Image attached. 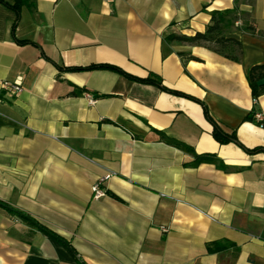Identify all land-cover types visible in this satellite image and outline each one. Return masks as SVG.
Segmentation results:
<instances>
[{
    "label": "crops",
    "instance_id": "1",
    "mask_svg": "<svg viewBox=\"0 0 264 264\" xmlns=\"http://www.w3.org/2000/svg\"><path fill=\"white\" fill-rule=\"evenodd\" d=\"M3 1L19 21L12 34L0 4V84L22 92L0 87V264H264V130L246 120L264 115L246 78L264 64V0ZM232 9L238 62L167 40ZM99 64L197 101L59 70ZM202 105L243 148L215 141Z\"/></svg>",
    "mask_w": 264,
    "mask_h": 264
},
{
    "label": "trees",
    "instance_id": "2",
    "mask_svg": "<svg viewBox=\"0 0 264 264\" xmlns=\"http://www.w3.org/2000/svg\"><path fill=\"white\" fill-rule=\"evenodd\" d=\"M240 0H236V3ZM249 2L252 0H248ZM0 4L4 5L5 7L13 10L16 13V19L12 27V34H14V30L16 29V26L19 21V1L13 3V4H7L3 0H0ZM241 19L240 15H237L236 9L232 10H223V11H214L210 14V21L209 25L207 26L206 30L203 33H196L193 36L187 37V36H168L167 40L169 42H180V43H186L189 45H203L208 47L209 49L213 50L215 53L229 59L235 62L239 61V57L241 55V43L233 38H228L226 35L229 33L231 28L234 26V23ZM242 30L244 32H248L250 34H255V28L251 24H244ZM15 39V38H14ZM15 41L19 44H32L30 42H21L15 39ZM61 71H68V72H83V71H93V70H107L112 71L117 74H120L124 76L125 78L139 82L142 84H149L154 85L162 89L163 91L176 95L185 97L188 99H191L193 101H197L191 97H188L187 95H184L182 93L168 90L165 87L161 85V82L159 80L153 79L151 77L147 79H139L132 77L125 72H123L121 69L114 65L110 64H99V65H90L84 68L80 67H69V68H60ZM246 78L249 83L252 96L256 99L260 95L264 94V86L258 87L256 85L257 81L264 79V64L263 65H256L251 67L247 73ZM203 106V105H202ZM204 115L207 118V120L211 123L213 126V138L215 141H217L219 144H228V143H234L238 145L239 147L243 148L239 142L237 141V138L234 134H226L217 126V124L213 121V119L210 117L207 109L205 106H203ZM247 121L253 122V115H249L246 118ZM182 150L191 152L187 147L182 145H177ZM246 150V149H244ZM257 150H252L249 152H256ZM208 158L204 156H195L194 159V165H197L203 161H206Z\"/></svg>",
    "mask_w": 264,
    "mask_h": 264
},
{
    "label": "built area",
    "instance_id": "3",
    "mask_svg": "<svg viewBox=\"0 0 264 264\" xmlns=\"http://www.w3.org/2000/svg\"><path fill=\"white\" fill-rule=\"evenodd\" d=\"M101 2L107 5H111L115 2V0H101ZM21 81L22 80L19 78L13 83L3 82L0 84V87L2 89L8 90L13 95H18L22 92ZM84 97L87 100L88 105L92 106L96 103L95 99L91 95L85 94ZM253 123L259 128L264 130V115L255 113L253 115ZM111 176H112L111 174L104 175L92 186L91 193H92L93 199H99L105 195V191L102 186L104 182L107 181Z\"/></svg>",
    "mask_w": 264,
    "mask_h": 264
},
{
    "label": "water",
    "instance_id": "4",
    "mask_svg": "<svg viewBox=\"0 0 264 264\" xmlns=\"http://www.w3.org/2000/svg\"><path fill=\"white\" fill-rule=\"evenodd\" d=\"M256 85L258 87L264 86V79H261V80L257 81Z\"/></svg>",
    "mask_w": 264,
    "mask_h": 264
}]
</instances>
